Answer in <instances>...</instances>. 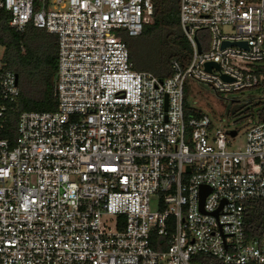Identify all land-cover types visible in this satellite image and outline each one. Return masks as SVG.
<instances>
[{
	"label": "built area",
	"instance_id": "built-area-1",
	"mask_svg": "<svg viewBox=\"0 0 264 264\" xmlns=\"http://www.w3.org/2000/svg\"><path fill=\"white\" fill-rule=\"evenodd\" d=\"M179 1L193 55L162 80L123 37L154 22V0H0L17 32L59 39L57 109L21 113L14 140L20 88L0 44V264H264L249 215L264 117L241 141L185 110L189 78L264 91V0Z\"/></svg>",
	"mask_w": 264,
	"mask_h": 264
},
{
	"label": "trees",
	"instance_id": "trees-1",
	"mask_svg": "<svg viewBox=\"0 0 264 264\" xmlns=\"http://www.w3.org/2000/svg\"><path fill=\"white\" fill-rule=\"evenodd\" d=\"M11 15L0 10V44L4 47L2 61L6 70L19 77L20 96L16 102L5 138H16V127L21 113L26 111H55L59 39L54 34L29 25L17 32L9 22ZM131 60L139 71L154 74L159 79L173 75V62L186 68L193 50L180 23L179 0H154V22L143 32L127 42ZM187 118H200L204 112L190 108L185 102ZM264 117V109L259 118ZM251 236L264 231V201H256L250 209ZM259 230H254V229Z\"/></svg>",
	"mask_w": 264,
	"mask_h": 264
},
{
	"label": "rangeland",
	"instance_id": "rangeland-1",
	"mask_svg": "<svg viewBox=\"0 0 264 264\" xmlns=\"http://www.w3.org/2000/svg\"><path fill=\"white\" fill-rule=\"evenodd\" d=\"M125 41L134 37L123 33ZM186 102L190 108H196L210 116L216 126L223 130L237 131L241 141L244 133L259 111L264 109V91L248 89L241 92L224 94L212 86L189 78L186 83ZM156 209V203L151 204Z\"/></svg>",
	"mask_w": 264,
	"mask_h": 264
},
{
	"label": "water",
	"instance_id": "water-1",
	"mask_svg": "<svg viewBox=\"0 0 264 264\" xmlns=\"http://www.w3.org/2000/svg\"><path fill=\"white\" fill-rule=\"evenodd\" d=\"M227 45H230V44L226 43L225 46H227ZM200 52H201V50H200ZM213 66L217 67V65L214 64V63L207 64V69L208 70H211V68ZM17 77H18V75H17ZM18 82H19V77H18ZM231 134L232 135H235L236 134V131H232ZM208 193H209L208 190H206L205 188L202 189V201L205 199V197L208 195Z\"/></svg>",
	"mask_w": 264,
	"mask_h": 264
}]
</instances>
